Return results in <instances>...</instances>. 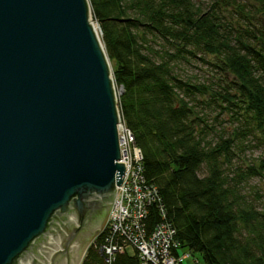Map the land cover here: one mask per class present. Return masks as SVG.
<instances>
[{
  "label": "trees",
  "instance_id": "1",
  "mask_svg": "<svg viewBox=\"0 0 264 264\" xmlns=\"http://www.w3.org/2000/svg\"><path fill=\"white\" fill-rule=\"evenodd\" d=\"M88 2L121 88V123L141 155L142 183L157 192L145 208V231L168 224L179 254L202 264H264V207L242 193L249 179L264 182V0H208L205 8L192 0ZM197 53L211 57L217 84L171 73V62ZM199 106L226 112L227 129L212 132ZM247 137L261 151L243 164ZM107 235L81 264H105ZM112 264L139 260L124 250Z\"/></svg>",
  "mask_w": 264,
  "mask_h": 264
},
{
  "label": "water",
  "instance_id": "2",
  "mask_svg": "<svg viewBox=\"0 0 264 264\" xmlns=\"http://www.w3.org/2000/svg\"><path fill=\"white\" fill-rule=\"evenodd\" d=\"M119 120L88 0H0V264L82 263L121 185Z\"/></svg>",
  "mask_w": 264,
  "mask_h": 264
},
{
  "label": "built area",
  "instance_id": "3",
  "mask_svg": "<svg viewBox=\"0 0 264 264\" xmlns=\"http://www.w3.org/2000/svg\"><path fill=\"white\" fill-rule=\"evenodd\" d=\"M94 26L101 35L95 21ZM117 128L119 163L123 164L124 172L104 229L108 235L100 248L105 255V264H112L117 254L128 246L135 251L139 264H182L187 255L176 250L174 230L168 224L156 223L149 232L144 229L145 208L157 200V192L154 187L143 185L140 152L121 120Z\"/></svg>",
  "mask_w": 264,
  "mask_h": 264
},
{
  "label": "rangeland",
  "instance_id": "4",
  "mask_svg": "<svg viewBox=\"0 0 264 264\" xmlns=\"http://www.w3.org/2000/svg\"><path fill=\"white\" fill-rule=\"evenodd\" d=\"M195 4L199 5L200 8H205L208 6V0H192ZM243 3V1H242ZM230 13H227V15H230ZM220 16V15H219ZM231 16H234V13L231 14ZM226 22L228 23L229 20L225 18ZM224 20V21H225ZM233 20V19H232ZM234 22V20L232 21ZM188 58L184 60H179L175 62H171L169 65L171 66V73L175 76H177L180 79L188 80L193 83H204V84H212L209 83V81H213V84H217L218 74L217 70L214 69L211 66V57L201 55L199 53L195 54V57L187 56ZM110 64V63H109ZM111 65V64H110ZM111 67V66H110ZM112 74V71H111ZM113 78V76H112ZM229 79V78H228ZM219 80V79H218ZM222 80V79H220ZM220 82V81H219ZM114 94L117 100V107L119 112V102L118 97L121 95V88L116 87L114 82ZM217 89V88H216ZM202 112L205 113L207 116V124H212L214 129L212 132L216 134H220L221 130L227 129V121L229 120V115L226 112H222L221 109L215 108L213 106L204 108V107H198ZM120 114V112H119ZM216 116V121L213 120V117ZM211 132V131H210ZM121 135V133H120ZM247 142H249L247 145H249L252 148H249L248 150H245L239 157H241V160L237 159L239 163L243 164H250L255 161V159L260 155V149L257 148L256 144L252 142L250 137H247ZM246 145V144H245ZM247 147V146H246ZM203 169H200L199 174L201 175L203 173ZM253 191H257V197L254 196ZM246 195V198L248 201L251 202V204L257 208L261 209L264 207V182L259 180L258 178H252L249 179L246 186L243 189V192ZM45 247V246H44ZM84 253V252H83ZM125 253L129 256L133 255V249H131L129 246L126 247ZM86 254V252H85ZM85 254L83 256V259L85 257ZM42 257L44 256L42 253H40ZM45 258V257H44ZM82 258V257H81ZM82 259V261H83ZM36 261L40 262L41 264H44L39 258L36 259ZM81 261V259H80ZM79 261V263H80ZM202 264L200 259L197 255L187 256L185 259L182 260V264ZM23 263V262H22ZM78 263V264H79ZM24 264V263H23Z\"/></svg>",
  "mask_w": 264,
  "mask_h": 264
},
{
  "label": "bare ground",
  "instance_id": "5",
  "mask_svg": "<svg viewBox=\"0 0 264 264\" xmlns=\"http://www.w3.org/2000/svg\"><path fill=\"white\" fill-rule=\"evenodd\" d=\"M93 241H94V240H93ZM93 241H92V242H93ZM92 242H91V243H92ZM91 243H90V245H91ZM57 247H58V246H57ZM53 251L56 252V250H53Z\"/></svg>",
  "mask_w": 264,
  "mask_h": 264
}]
</instances>
